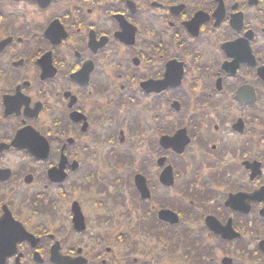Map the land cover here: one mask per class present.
<instances>
[{
  "label": "flooded vegetation",
  "instance_id": "obj_1",
  "mask_svg": "<svg viewBox=\"0 0 264 264\" xmlns=\"http://www.w3.org/2000/svg\"><path fill=\"white\" fill-rule=\"evenodd\" d=\"M0 264H264V0H0Z\"/></svg>",
  "mask_w": 264,
  "mask_h": 264
},
{
  "label": "water",
  "instance_id": "obj_2",
  "mask_svg": "<svg viewBox=\"0 0 264 264\" xmlns=\"http://www.w3.org/2000/svg\"><path fill=\"white\" fill-rule=\"evenodd\" d=\"M178 137H180V136H178ZM174 140H175V138L172 139V140L171 139H167V142L170 143V142H172ZM166 178L170 179V174L169 173H167V177ZM136 184H137L136 186L138 187V189L140 190V192L142 194V197L143 198L147 197L144 180L142 178L138 177V178H136ZM169 215H170L169 213H162V216H160V217L167 219L169 217ZM169 219H171V218H169Z\"/></svg>",
  "mask_w": 264,
  "mask_h": 264
}]
</instances>
